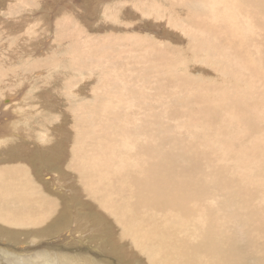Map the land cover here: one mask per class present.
<instances>
[{
	"label": "rangeland",
	"instance_id": "1",
	"mask_svg": "<svg viewBox=\"0 0 264 264\" xmlns=\"http://www.w3.org/2000/svg\"><path fill=\"white\" fill-rule=\"evenodd\" d=\"M142 1L146 17L126 13L121 5V12L109 7L114 13H101L98 24L97 15L89 16L93 0H0V79L11 80L9 69L25 64L28 71L55 65L63 89L74 80L72 103L65 104L66 114L59 112L66 128L79 122L67 131L68 154L81 150L86 181L102 200H113L126 215L136 202V212L157 237L138 251L153 252L160 264H264V0L218 1L225 11L220 17L199 8L200 0ZM180 17L190 22H179ZM10 22H28L31 28L10 31L15 27ZM226 23H232L230 29ZM192 29L198 33H185ZM62 52L68 58L59 61ZM67 62L84 66L87 94H73L86 74L67 70ZM36 73L24 78L16 70L20 81L8 82L0 114L13 115L4 122L7 128L42 141L49 137L43 130L50 132L59 120L51 111L49 118L22 121L25 93H41L37 84H48L53 76L36 81ZM95 128H100L110 178L91 166V154L100 153ZM0 200L10 197L0 194ZM79 208L77 216L87 213L78 223L91 219L90 235L72 239L66 232L60 245L79 248L73 253L99 264H128L123 254L106 252L95 242L101 225L94 223H103L99 211L89 202ZM56 224L54 219L29 232L51 231Z\"/></svg>",
	"mask_w": 264,
	"mask_h": 264
},
{
	"label": "bare ground",
	"instance_id": "2",
	"mask_svg": "<svg viewBox=\"0 0 264 264\" xmlns=\"http://www.w3.org/2000/svg\"><path fill=\"white\" fill-rule=\"evenodd\" d=\"M218 1L221 4L227 2V0H200V5H197L199 8H201L202 5L208 8L209 15L212 17H216V15L220 17L225 11L222 9L221 5H217ZM114 2H117L118 4L114 5ZM136 2L141 3L139 7L135 4L133 5V3ZM143 2L144 1L142 0H93L92 7L90 6L88 9L89 16L94 17L97 15V17H99L97 18V23L99 24L101 13L108 12V10H110L109 7H112V10L115 11L117 9L116 7H118L119 12H121L120 7L123 5L124 8H126V13L129 12L131 14L134 12L135 15L146 17V9L143 10V8H145L143 7ZM127 3L129 4L127 5ZM111 4L113 5L111 6ZM173 4L174 3L172 2V5ZM156 6L160 7L159 5ZM166 9L169 10V7ZM112 10H110V14L114 13ZM32 11L35 14L34 10ZM164 13L167 14V12ZM98 14H100V16H98ZM160 15L161 14H159V16ZM206 16L207 14L203 16L202 19L207 21ZM106 17H108V15ZM253 19L256 20V18ZM178 21L190 22V19L180 17L178 18ZM194 22L199 21L195 20ZM10 23L15 26L10 31H17V29L23 30L24 28L30 30L31 28L30 24L28 26L26 25L28 22ZM67 26L69 27V25ZM231 26L232 23L229 25L226 23L225 25L228 29H230ZM85 31L87 32V30ZM192 31L194 32L193 35L198 33L195 29L185 31V33L190 35V32ZM61 42L59 41L58 44H61ZM17 54L19 55V53ZM60 57L63 59L68 58L67 56H64L63 52L59 54V61H62ZM12 64L13 62L11 63V66H13ZM68 64L69 66L67 70L73 71V73L79 72L80 74H86L83 76L82 82L75 87L73 94H87V89L83 87L88 84L89 79L87 73H84V66L79 64L77 67L75 62H72V64L69 62ZM22 67H25V64L20 68L12 69L11 67V69H9L11 72V80H3L4 77L0 79V98L8 95L5 89L9 87V81L14 82L15 84L20 81L21 74H16L17 69H19L22 74H25L24 78H30V76L33 75H29L28 73H36V71H39L40 74L37 72L39 75L33 78L36 81L40 80L41 76H44L45 79L49 78L50 73L53 75L50 80L51 82L48 84L43 82L42 85L41 83L37 84L40 87H38L36 91L41 90V93L40 91L32 92L31 94L29 92L25 93V99L28 100L25 111H27L28 114L22 112L24 108L18 107L16 110L18 109L19 112L25 113L22 114V117L25 119L22 121L28 123L40 120V118L37 119L40 115L45 119L46 117L49 118V115H51L49 112H56V114L53 115V119L58 118L59 123L56 126L52 125V132H49L47 129L43 130V132L47 133L49 137L44 138L41 141L42 138L34 139L32 137L33 134L27 135L28 133L23 134L18 130L13 131L12 129L7 128L4 122L7 123L14 117L12 114L4 112V110L0 114V122L4 124L2 125L0 123V194L10 197L9 202L0 200V264H99L98 261H94L90 256L73 253L75 251L79 252L81 249L68 247V244L62 246L60 243L63 240L59 241V239L64 237L66 232H72L69 234L72 239H77L76 236L80 237L79 239H84V237L90 235V230L93 228L88 222L89 220L91 221V219H86L81 223H78L87 211H84L81 216H77L78 209L80 211L79 207L88 204V202L99 211V215L103 219V223H94L95 225L93 226L96 227L101 225L99 228L96 227L98 236L95 242L98 246L105 249L106 252L119 253V255L120 253L123 254L129 259L128 264H160L159 258L153 252L144 254L142 251L137 250H141L140 247L146 243L154 242L157 240V237L152 234L150 224L136 212V202L133 203V201H131L132 204L128 206L130 214L126 215L118 208L113 200H109V198L105 201L102 200L98 195V192L95 189L93 190L86 181L87 176L85 173L88 172V170L81 162V150H78L71 156L68 154L70 146L66 143V140L69 138L67 131L72 127L78 126L79 122L71 124V126L66 128L64 119L59 112L61 114H66L65 104L71 105L72 103L73 98L71 92L73 87L69 84L73 85L74 80L69 84L67 83V89H63V86H66V84H64V81L59 82L60 76L58 77V74H54V71L58 69L54 70V68H56L55 65H49L47 68H40L39 70L33 71L22 69ZM64 69H66V67ZM52 71L53 73H51ZM14 73L15 75H13ZM93 74L94 73L89 75L93 78ZM55 76L58 78H55ZM62 77L68 80L70 75L68 77L62 75ZM44 78L41 79L44 80ZM49 87L51 88V91L48 90ZM36 96V99L39 100V103L37 104L34 102ZM11 97L14 96L11 95ZM7 103V101L4 102L5 105ZM13 107L15 108L14 105ZM82 112L83 108L81 104L78 106L75 115L79 116ZM15 123L17 124L18 121ZM93 130L96 132L95 135H99L98 132L100 131V128H95ZM52 133H54V135H52ZM98 138L100 141L96 143L97 145L95 147L100 150V153L91 154L93 159L91 166L94 169L96 168L103 177L110 178L112 177L113 172L109 167L107 153L103 147L102 137L99 135ZM79 140L80 138L77 139V141ZM54 146H58V149H55ZM48 151L52 152L48 153ZM28 161L30 163H28ZM68 167L71 168L73 172L72 170H69ZM47 170H50L51 172L53 171V174ZM36 177H38L39 180H37ZM58 180L62 184H56V181ZM6 181L7 184H3ZM117 185L118 184H115V187ZM59 186L62 187V190ZM57 191L59 194H56ZM76 191L78 192V195H75ZM70 192L74 193L70 195ZM34 198L38 199V204H30ZM22 201H24V203L23 205H20ZM72 205H74V207H72ZM54 219L57 220V224L54 228L50 225V228H53L51 231L37 230L29 232L35 228L42 229V227H45ZM108 234L111 236L113 235L112 238H104ZM29 242L32 244H38V246L35 248L27 246L26 243ZM12 243H16L19 246H14ZM39 247L45 249L47 252L45 250H40ZM26 250H29V252H26ZM156 250L160 253V249L156 248ZM91 252L92 251L89 253ZM91 254L95 255L94 252ZM96 255L97 257L101 256L100 254ZM50 258H52V261L46 260ZM4 260H6L7 263H5Z\"/></svg>",
	"mask_w": 264,
	"mask_h": 264
}]
</instances>
